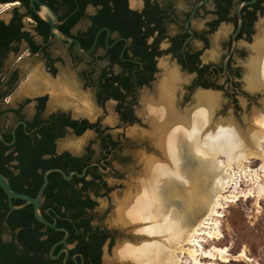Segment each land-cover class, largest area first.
Listing matches in <instances>:
<instances>
[{"label": "flooded vegetation", "instance_id": "flooded-vegetation-1", "mask_svg": "<svg viewBox=\"0 0 264 264\" xmlns=\"http://www.w3.org/2000/svg\"><path fill=\"white\" fill-rule=\"evenodd\" d=\"M240 1L69 0L65 16L60 18L56 11V27L88 50L80 52L73 40L56 39L28 0H0L8 13L0 17V25L9 29L0 33V166L6 173L0 172L15 183L14 190L29 195L36 194L46 169L70 174L64 178L59 171H49L39 201L40 213L68 231L64 241L50 250L65 232L39 222L32 205L22 199L10 209L5 194L8 208L0 232L6 230L10 239L0 241L13 239L22 248L14 236L21 226L11 230L8 219L24 208L41 223L27 227H41L42 238L48 236L46 227L62 232L42 253L43 259L104 264L105 249L110 264H131L109 250L115 230L91 224L96 199L109 189L105 176L111 175V162L122 160L119 136L148 132L144 98L168 69L186 78L180 107L187 83L195 93H216L218 101L235 93L233 75L239 67L233 68L231 61L234 53H242L238 40L253 41L257 23L264 18V0L241 5L238 13ZM232 40L236 44L231 52ZM247 57L241 62L244 72ZM221 87L226 89L215 90ZM107 108L112 126L104 120Z\"/></svg>", "mask_w": 264, "mask_h": 264}, {"label": "bare ground", "instance_id": "bare-ground-1", "mask_svg": "<svg viewBox=\"0 0 264 264\" xmlns=\"http://www.w3.org/2000/svg\"><path fill=\"white\" fill-rule=\"evenodd\" d=\"M5 7L6 4L0 5L1 9ZM256 29L249 45L251 52L243 63V79L248 91L264 92V18ZM185 80L174 68L162 74L154 92L144 98L146 105L142 111L146 112L150 129L147 133L127 132L138 138L147 134L161 156L148 155L142 171L133 179L135 190L115 196L117 208L111 222L134 226L133 233L144 236L140 241L118 245L113 257L119 261L210 264L200 258L212 260L214 251L219 255L217 258L226 261L225 248L204 249L200 244L202 234L207 238L219 236L216 229L206 230L207 224H211L208 217L220 215L222 200H227L223 194L226 187L234 192L242 177L253 176L256 181L264 178V98L261 108L251 113L252 125L242 130L230 117L213 121L219 103L216 93L198 91L191 103L180 107L181 83ZM183 152L192 155L196 165L185 168L179 155ZM257 158L260 160L257 168L247 166L246 163ZM234 168L239 173L235 174ZM199 209L204 210L203 216L188 227L185 214ZM184 253L189 262L182 260Z\"/></svg>", "mask_w": 264, "mask_h": 264}, {"label": "rangeland", "instance_id": "rangeland-1", "mask_svg": "<svg viewBox=\"0 0 264 264\" xmlns=\"http://www.w3.org/2000/svg\"><path fill=\"white\" fill-rule=\"evenodd\" d=\"M6 15H8L7 10L0 8V17ZM251 41V39L245 40L242 38L238 40L237 49L242 50V53H234L231 61L233 68L239 67L238 74L233 75V79L238 83V86L231 97L226 95L220 97L213 116L214 122L230 117L242 130L252 125L250 121L251 113L253 110L261 108V101L264 98L263 91V93L259 91L250 92L244 87V71L241 62L247 57V45L251 44ZM189 86L190 84L187 83L183 88L182 107L190 103L195 93L194 89H190ZM225 89V87H221L215 90L223 92ZM107 110L104 120H107L109 125L112 126L110 122L111 112L108 108ZM112 132L114 131L112 130ZM127 132L129 131L119 136L124 145L118 154V157H121L122 160H112L111 175L105 176L109 189L106 194L96 199L91 215L92 225L115 230L113 242L109 249L111 254H113L114 249L118 245L126 242H137L144 238H138L133 234L134 229H136L134 226H118L111 222V217H114L117 208L115 196H120L123 192L131 191L135 186L133 179L139 174L141 169L137 165L139 155L142 151H145L148 155H152L153 153L150 142L141 141L140 138L134 137ZM219 158L222 157L219 156ZM259 163L260 160L257 158L251 159L246 164L251 169H254L258 167ZM190 166L193 165H189L188 167ZM234 172L235 174L239 173L238 169L235 168ZM113 173H115V177ZM253 178V176L251 178L242 177L234 192H231V187L224 189L223 194L227 195V200H222L223 207L218 209L220 212L219 216L212 214L211 218L208 217V222L211 224H207L208 229L206 228V230H212L211 232L216 229L219 235L218 239L207 238L204 234L200 235L202 238V241H200L202 248L208 249L212 246L225 248L226 254L224 257L226 261H221L217 258L219 255L214 251V259L211 260L203 257L200 258L202 262H210V264H264V178L260 177L257 179L258 181ZM230 194H234V197ZM129 235H132V237ZM0 237L3 240H8L10 239V234L6 230H2ZM184 246L187 247V244ZM241 252L242 254H240ZM108 256L110 255L104 249L102 253L104 264L111 263L108 260ZM244 257L251 260H247ZM182 260L189 262L186 253L183 254ZM188 264L191 263L189 262Z\"/></svg>", "mask_w": 264, "mask_h": 264}, {"label": "trees", "instance_id": "trees-1", "mask_svg": "<svg viewBox=\"0 0 264 264\" xmlns=\"http://www.w3.org/2000/svg\"><path fill=\"white\" fill-rule=\"evenodd\" d=\"M44 1H46L55 11L58 12L60 18L69 12V10L65 9V5L69 0ZM91 2L96 4V0H91ZM103 9H106V7L104 6ZM7 31H9L7 26L3 27L0 25V33ZM0 171L5 172L2 166H0ZM11 185L14 189H16L14 182H11ZM4 196L3 191L0 189V220L3 217V211L8 208L3 201L2 197ZM17 201V199L12 200L13 204H17ZM89 205L92 204L90 203ZM76 215L77 214L74 213L71 216L74 217ZM12 216L13 219H8L10 225L9 228L13 230L16 228L15 226H21L14 236L18 243L22 245V248L19 249L13 239L10 241H0V264H54L50 260L43 259L42 253L46 252L49 244L56 240L62 232H57L49 227H46V233L48 236L47 238H42L43 232L40 231L41 227H27L31 223L35 226H39L41 223H39L30 213H26L24 208L16 209L12 212ZM16 218L20 220L15 221ZM82 223H87V221H82Z\"/></svg>", "mask_w": 264, "mask_h": 264}, {"label": "water", "instance_id": "water-1", "mask_svg": "<svg viewBox=\"0 0 264 264\" xmlns=\"http://www.w3.org/2000/svg\"><path fill=\"white\" fill-rule=\"evenodd\" d=\"M31 8L33 10V12L38 15L40 18H42L44 21H46L49 25V31L50 33L58 40H60L61 38H69L71 40H73L75 42V47L78 51L80 52H87L88 50H82L80 48V46L78 45V42L75 38L72 37H68L67 35L61 33L58 29H57V24L60 23V20L58 19V15L56 13V11L49 5L47 4L45 1L43 0H28ZM255 0H242L237 4V11L239 13V8L241 5H246V4H251L253 3ZM6 1H4L5 3ZM3 3V2H2ZM240 19V18H239ZM236 42L235 40H232V46H231V52L233 51V48L235 46ZM202 90H209L212 91L211 89H202ZM192 99V98H191ZM141 141H148L151 143L152 145V155H155L157 157L161 156L160 151L153 146L152 144V139L148 136V135H142L140 137ZM180 155V161L182 163V165L185 168H188L189 165H196V160L194 159V157L192 155H190L187 152H183ZM148 154H146L145 151H142L141 154L139 155V159H138V166L141 167L140 172L143 169V166L146 162ZM49 171H59L64 178H69L70 174L66 175L62 169L60 168H49L46 169L43 173V181L40 185V187L38 188L37 192L35 195H29L23 192H19L16 191L12 188L8 178L2 173L0 172V189L3 191V193L6 195L7 200H8V206L10 209H14L17 206H15L12 203V199L16 198V199H22L24 201V203H29L32 205L33 207V215L34 217L41 222L42 224L49 226L51 228L54 229H58V230H63L65 232L64 236L57 242H55L50 250L54 247V245L56 243L62 242L65 240L68 231L63 228V227H57L55 226L54 222L49 221L48 219H46L41 213H40V209H39V201H40V196L42 193V190L44 189L46 182H47V173ZM74 173H77L76 171H74ZM204 214V210L203 209H199V210H194L193 212H191L190 214H187L184 216V220L187 224L188 227L192 226L195 222H197Z\"/></svg>", "mask_w": 264, "mask_h": 264}]
</instances>
